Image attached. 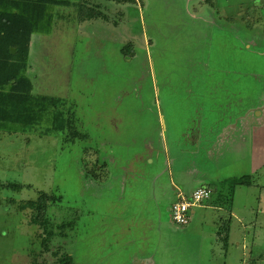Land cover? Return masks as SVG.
<instances>
[{"label":"rangeland","instance_id":"374dc122","mask_svg":"<svg viewBox=\"0 0 264 264\" xmlns=\"http://www.w3.org/2000/svg\"><path fill=\"white\" fill-rule=\"evenodd\" d=\"M97 1L95 16H67L31 47L32 93L65 126L54 130L47 114L27 134L0 136V264L264 258L261 161L242 149L212 150L205 139L208 128L231 133L264 110V0ZM188 171L224 191L177 226L167 208L178 198L164 199L158 186L187 181ZM231 199L258 227L232 219L223 241L209 206L232 209ZM253 237L254 247L241 245Z\"/></svg>","mask_w":264,"mask_h":264},{"label":"crops","instance_id":"0c3cea01","mask_svg":"<svg viewBox=\"0 0 264 264\" xmlns=\"http://www.w3.org/2000/svg\"><path fill=\"white\" fill-rule=\"evenodd\" d=\"M112 1H115V0H112ZM135 1H136V3L138 2V6H140V7H142V5L146 3L145 0H144L145 3L142 2L143 0L142 1L141 0H135ZM245 1H246L245 5H247V4L249 6L251 5L250 0H245ZM79 2H81V1L80 0H0V26H4L3 23H5V22H10L11 27H12V25L16 24L14 27V29H15L14 31H13V27L11 28L10 36H13V37L16 36V37H19L20 39L25 37V39H27L29 37L28 36L29 21L37 20L40 22H46V21L50 20L54 24V23H57L58 21H66L67 16H74L76 18L77 5ZM140 2H142V5ZM186 2L188 3V7H189V6L196 5L199 2H200V4L202 2L204 3V0H187ZM81 3H85L86 6L87 5L88 6L89 5L90 6L91 5L97 6L98 5L97 0H89V1L85 0ZM116 3L118 4L119 2L116 1ZM62 4H64V5H62ZM66 4H68V5H66ZM189 4H191V5H189ZM35 5H37L38 7L40 6L41 9H39V10L34 9L33 7H35ZM30 6H31V8H30ZM186 6H187V4H186ZM204 8H206V7L204 6ZM217 9H219V8L217 7ZM260 9H262V8H260ZM209 11H210V15H213L214 17L219 16L220 18H222V16H220L219 13H217V12L214 13L211 10H209ZM217 11H219V10H217ZM216 14H217V16H216ZM262 14H263V9L260 12V18L263 19L264 16H262ZM190 15L192 18H195V16L193 14H190ZM261 23L263 24V22H261ZM17 24H20L19 30H18ZM44 35L45 34H41L37 31L33 32L30 36V38H31L30 44L26 45L24 47L28 52V56L26 58V67H25V75L28 78H29L28 74H29L30 68H31V66H30L31 47L37 44L36 41L34 42V39L38 38V36H44ZM3 46L0 47V53H5L4 52L5 46L4 47ZM20 49L22 52V49H23L22 44L20 45ZM6 52H7V50H6ZM9 52L12 56H14L16 54V52H18V51L16 49L10 47ZM20 59H18L17 57H13V58H11L10 62L11 63H19ZM22 86L23 85L21 83L20 87L23 90ZM32 95L34 96L33 93H32ZM5 98L6 97L4 96L1 100H5ZM19 106H20V109H22L23 105H22L21 99H20ZM263 111L261 112V114L257 115L256 117H253V116L248 117L247 116L246 119L242 120L243 123L241 125V128H239V129H235L234 127L230 126V128H233L231 133H228L225 130L224 133H216L215 134L216 136L214 135L215 136L214 137L213 135H211L214 133L213 129L208 128L209 133H210V137H208V138L205 137L206 141L209 144L211 142H214L212 150H214V149L215 150L218 149V151L235 150V149H238V151L241 149L245 150V153L249 156V158L252 161H261V162L257 163L255 170H262L264 168V112ZM3 113H4L3 111L0 112V114H3ZM21 125H23V124L20 122L18 124V122L16 120H11V119L9 121H6V122H0V136L3 137L6 135L10 136V135L27 134L26 133L27 130L25 128L23 129ZM199 134H201L200 131H199ZM232 134H240L241 135L240 139H237L238 146L235 145L236 144L235 142L234 143H233V141L231 142V139H232L231 135ZM212 136L214 138H212ZM246 136L249 137V139H247ZM196 137L197 136L194 135V137L192 138L193 144H195L196 142H197L196 144H199V142H200V140H196ZM0 139H2V138H0ZM3 139H5L7 141H11L7 138H3ZM195 140H196V142H195ZM246 144H249L250 147L248 148L246 146ZM197 150H198V145H197L196 151ZM212 150H209V148H208L206 150L207 154L213 156V154L211 153ZM246 150H248V151H246ZM233 153H234V151H233ZM221 157H222V155H221ZM221 157H220V153H219L218 159L221 160ZM210 159L211 158H207V160H210ZM167 165H169V164L167 163ZM187 173L189 174V176L192 179L193 174H191L190 171H188ZM203 176H206V178H207V175L204 174ZM190 177H188V178H190ZM183 179H184V177H179L178 179L171 181L170 189H167L169 186L164 187L163 185H159L158 186V190H159L158 192L163 193L164 199L168 198V196H170L171 193H173V195H176L177 197L180 194L186 196V195L191 194L194 190L199 188V187L198 188H192L193 185H195V183H201L200 187H208L213 191V193H214V190H216V191L218 190L219 191L218 194H221V192L223 190L222 188L219 189V186H211V184H210L211 181L207 182V180H201L200 177H198V176L196 179H192V180L189 179L186 181L185 180L186 178L184 180ZM175 181H177V182H175ZM204 183H206L208 185H206ZM260 187L263 188V186H260ZM229 194L230 193H228V197L230 196L229 198H231L232 193L230 195ZM234 197H235V195L233 196L232 199H234ZM160 198H162V197L160 196ZM212 198H213V194H212ZM212 198L208 201V202H210L209 204H211ZM232 199H231V205L234 207L232 209H225V208H221L220 206L217 208L209 206L210 207L209 210H212V212H214L216 210L219 211V212H217V211L214 212L215 215L218 216V219L213 218L212 220H216L219 222V225L215 226V228L217 227L216 231L219 228L220 229L226 228L224 230L227 231V234H224L225 235L224 238H228L230 236V230L232 228L231 227L232 223H229V222L232 219H235L237 225L239 224L240 227L244 226L245 228H248L251 225H253L252 228H255V229H257V227H258L257 224L254 225V223H258L257 217L256 218H249L246 220V219H243V218H245L244 216L238 215ZM168 208H167V210H168ZM252 213H254V212L253 211L249 212L250 215H252ZM262 213L264 214V212H261V214ZM192 215L193 216L195 215L194 211H192ZM250 215H249V217H251ZM226 216H227L228 220L223 219ZM221 223H222V225H220ZM228 232H229V235H228ZM254 239L255 238L253 237V239H251L249 244L248 243L245 244L244 242H242L241 245H247L248 248H249V246H251V248H252V246L254 247V245H256L254 243ZM248 255L252 256V251H251V253H250V251H248ZM256 255H257L256 258H258L259 254H256ZM256 258L251 257V260L256 259Z\"/></svg>","mask_w":264,"mask_h":264},{"label":"trees","instance_id":"16d2710c","mask_svg":"<svg viewBox=\"0 0 264 264\" xmlns=\"http://www.w3.org/2000/svg\"><path fill=\"white\" fill-rule=\"evenodd\" d=\"M64 5V4H62ZM68 5V4H66ZM31 8V6H30ZM34 9H41V7L35 5ZM96 8L94 5H85V3L79 2L77 5V15L79 22H83L88 17L95 16ZM4 26H0V47H4L5 53H0V112H4L0 114V122H6L11 120H16L19 124L22 123V128H35L42 122L45 115L49 114L52 120V127L54 130L59 129L60 131L64 130V124H57L56 121L59 115L62 116V113L53 112L50 109H47V105L45 104L44 97H35L32 95L33 86L31 80L25 75V67H26V58L28 56L27 50L24 48L26 45L30 44V36L33 32H39L41 34H46L53 26L52 21L40 22V21H29L28 24V38L25 39L23 37L20 39L19 37L10 36L11 28L16 24L10 26V22L3 23ZM18 25V30L19 25ZM22 40V41H21ZM22 42V43H21ZM3 44V45H2ZM22 44L23 49L21 52L20 45ZM10 47L16 49L18 52L14 56H12L9 52ZM28 47V46H27ZM7 50V52H6ZM17 57L20 59L19 63H11V58ZM22 83L21 89L20 85ZM6 97L5 100H1L3 97ZM20 99L22 100V109H20ZM2 124V123H1ZM59 127H57V125ZM241 182H237L236 184H240ZM226 228H223V230ZM227 234V231L224 230ZM227 238H224L225 241ZM62 264H71L69 257H64ZM250 264H264V258L258 256L256 259H252Z\"/></svg>","mask_w":264,"mask_h":264},{"label":"built area","instance_id":"2783aa9c","mask_svg":"<svg viewBox=\"0 0 264 264\" xmlns=\"http://www.w3.org/2000/svg\"><path fill=\"white\" fill-rule=\"evenodd\" d=\"M213 191L208 187H199L189 195H179L178 201L168 208L171 221L177 226H186L190 220L192 208L199 207L201 204L212 198Z\"/></svg>","mask_w":264,"mask_h":264}]
</instances>
